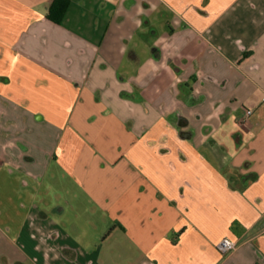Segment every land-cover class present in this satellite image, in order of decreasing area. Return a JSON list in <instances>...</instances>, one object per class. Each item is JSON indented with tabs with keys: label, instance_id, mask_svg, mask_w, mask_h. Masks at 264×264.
Here are the masks:
<instances>
[{
	"label": "crops",
	"instance_id": "crops-1",
	"mask_svg": "<svg viewBox=\"0 0 264 264\" xmlns=\"http://www.w3.org/2000/svg\"><path fill=\"white\" fill-rule=\"evenodd\" d=\"M52 2L0 0V167L89 202L0 227V264H264V0Z\"/></svg>",
	"mask_w": 264,
	"mask_h": 264
},
{
	"label": "rangeland",
	"instance_id": "rangeland-1",
	"mask_svg": "<svg viewBox=\"0 0 264 264\" xmlns=\"http://www.w3.org/2000/svg\"><path fill=\"white\" fill-rule=\"evenodd\" d=\"M139 53L143 55L142 52ZM44 128L46 126L40 125L38 132H44ZM38 132L34 135L40 138ZM42 148L43 151L49 150L55 154L52 147ZM38 165L41 169L39 175L8 165L0 167V227L6 229L8 225L11 234L18 231L26 219L32 217L36 207L45 208L50 205L46 208L48 210L57 206L66 208V213L62 218L56 217L57 220L71 221L84 217L83 212L74 211L69 206L88 203L89 200L84 196L82 184L73 177L68 165L54 158L39 162Z\"/></svg>",
	"mask_w": 264,
	"mask_h": 264
},
{
	"label": "trees",
	"instance_id": "trees-1",
	"mask_svg": "<svg viewBox=\"0 0 264 264\" xmlns=\"http://www.w3.org/2000/svg\"><path fill=\"white\" fill-rule=\"evenodd\" d=\"M67 6L68 0H53L49 7L47 18L50 21L59 24L64 16Z\"/></svg>",
	"mask_w": 264,
	"mask_h": 264
},
{
	"label": "built area",
	"instance_id": "built-area-1",
	"mask_svg": "<svg viewBox=\"0 0 264 264\" xmlns=\"http://www.w3.org/2000/svg\"><path fill=\"white\" fill-rule=\"evenodd\" d=\"M251 114L250 110L245 111V116H248ZM237 248V244L234 241H231L227 238H223L218 244L217 249L222 254H229L233 252Z\"/></svg>",
	"mask_w": 264,
	"mask_h": 264
}]
</instances>
